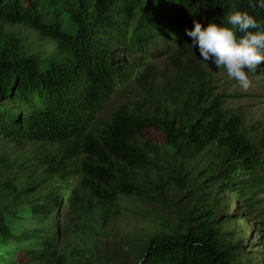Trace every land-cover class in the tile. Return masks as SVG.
<instances>
[{
    "label": "trees",
    "instance_id": "1",
    "mask_svg": "<svg viewBox=\"0 0 264 264\" xmlns=\"http://www.w3.org/2000/svg\"><path fill=\"white\" fill-rule=\"evenodd\" d=\"M237 10L247 11L264 27V8L250 7L249 0H0V135L18 143L42 142L35 150L41 176L22 187L8 179L6 190H0V264L55 262L63 209L71 204L70 213L79 222L72 197L79 193L80 174L95 198L154 200L128 174H149L158 167L146 147L135 143L153 128L165 133L178 156L188 161L216 147V171L207 180L218 187L208 194L213 198L209 207L201 206L199 197L175 226L164 224L144 243L136 261L258 263H247L236 241L239 233L227 229L237 219L229 212L224 213L227 219L217 217L216 204L223 192L233 194L246 215L263 218L257 199L264 194V159L237 123L227 120L202 69L199 50L185 34L194 21L202 26L227 23ZM5 25L35 27L60 42L59 53L28 56L17 38L4 33ZM165 56L177 59L172 64L184 72L197 74L193 100L157 123L141 111L120 110L95 139L94 124L116 89L133 81L145 63ZM253 73H264V60ZM186 180L173 177L170 183L183 188ZM80 251L72 252L73 262L62 254L54 264H90L79 260L87 259Z\"/></svg>",
    "mask_w": 264,
    "mask_h": 264
},
{
    "label": "rangeland",
    "instance_id": "2",
    "mask_svg": "<svg viewBox=\"0 0 264 264\" xmlns=\"http://www.w3.org/2000/svg\"><path fill=\"white\" fill-rule=\"evenodd\" d=\"M4 33L17 38L19 48L28 56L45 58L59 53L60 42L42 35L35 27L5 25ZM121 55L127 54L121 52ZM141 60V63L146 62ZM174 60L177 59L165 56L147 62L133 81L118 87L111 102L99 114L92 129L93 137L97 139L99 131L110 125L120 110L136 113L141 111L157 123L170 117L177 108L190 103L193 100L192 92L197 89L199 81L197 74L192 76L191 72L177 68L172 64ZM201 66L209 75L207 81L212 84L214 96L219 97L227 120L237 123L241 133L256 146L264 159V80H259L264 78V73H250V87L244 90L211 61H203ZM144 134L145 138L140 140L141 143L137 140L135 143L146 147L151 161L158 167H154V171L149 174L131 170L128 174L132 180L136 179L146 186L149 195L155 199L95 198L86 191L85 176L80 174L76 180L79 193L72 197L79 209V222L70 213L73 210L71 204L70 209L68 206L63 209L64 229L59 231L56 248L53 249L56 251L53 264L62 254L73 262L72 252L78 248L81 250L80 254L87 257L79 260L90 264H135L141 247L156 232L166 227L164 224L175 226L194 207L199 197L202 199L201 206H210L213 198L208 194L215 193L218 187L217 182L207 180L216 171L212 167L217 161L216 147L188 161L178 156L175 147L169 144L162 131L153 128ZM41 143H18L0 135V190H6L10 183L8 179H13L15 184L22 187L41 176L39 161L35 158V150ZM202 171L205 173L199 177L195 186H191L192 180ZM188 172L189 175L186 176ZM173 177H187L188 184H184L183 188H176L170 183ZM218 197L221 200L216 204L217 217L227 219L229 215L224 213L229 212L232 218L237 219L227 229L235 230L234 234L239 233L236 241L239 248L243 249L242 255L247 257V263L264 264V217L258 218L251 213L246 215L243 203L236 195L223 192ZM257 200L262 203L264 215V194H260ZM243 218L247 221L241 223ZM45 262L50 263L49 260Z\"/></svg>",
    "mask_w": 264,
    "mask_h": 264
},
{
    "label": "clouds",
    "instance_id": "3",
    "mask_svg": "<svg viewBox=\"0 0 264 264\" xmlns=\"http://www.w3.org/2000/svg\"><path fill=\"white\" fill-rule=\"evenodd\" d=\"M249 6L264 8V0L255 4L249 0ZM185 34L192 38L201 60L222 68L242 89L250 87L249 74L264 60V27L253 15L237 10L228 15L227 23L212 21L202 26L194 21Z\"/></svg>",
    "mask_w": 264,
    "mask_h": 264
},
{
    "label": "water",
    "instance_id": "4",
    "mask_svg": "<svg viewBox=\"0 0 264 264\" xmlns=\"http://www.w3.org/2000/svg\"><path fill=\"white\" fill-rule=\"evenodd\" d=\"M135 264H144V259L143 260H141V261H136V263Z\"/></svg>",
    "mask_w": 264,
    "mask_h": 264
}]
</instances>
